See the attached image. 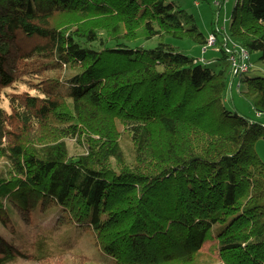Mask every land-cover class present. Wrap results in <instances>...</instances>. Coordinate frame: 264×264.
<instances>
[{
  "label": "trees",
  "instance_id": "1",
  "mask_svg": "<svg viewBox=\"0 0 264 264\" xmlns=\"http://www.w3.org/2000/svg\"><path fill=\"white\" fill-rule=\"evenodd\" d=\"M224 35L211 69L179 0H0V264H264V125L225 107L238 78L264 113L229 60L264 0Z\"/></svg>",
  "mask_w": 264,
  "mask_h": 264
},
{
  "label": "rangeland",
  "instance_id": "2",
  "mask_svg": "<svg viewBox=\"0 0 264 264\" xmlns=\"http://www.w3.org/2000/svg\"><path fill=\"white\" fill-rule=\"evenodd\" d=\"M237 1L238 0H179V4L188 14L194 16L200 37L209 39L210 36L214 34L217 35L219 40H223L224 34L229 33L231 16ZM175 43L189 56L196 58L204 67L211 69L220 68L221 53L219 51V45H207L204 47L192 40L175 41ZM152 45L153 44H147V46ZM259 58V53H253L251 55L253 71L249 73L250 77H264V60H259ZM245 88L246 84L242 83L240 86V84H238V78H236L232 89H229L226 96V109L239 113L241 116L251 121L264 125V113L259 117L251 101L246 96L240 94V91H244ZM256 150L261 160L264 162V138L258 140L256 143ZM52 219L53 215L48 214L42 217L39 222L42 226H50Z\"/></svg>",
  "mask_w": 264,
  "mask_h": 264
},
{
  "label": "built area",
  "instance_id": "3",
  "mask_svg": "<svg viewBox=\"0 0 264 264\" xmlns=\"http://www.w3.org/2000/svg\"><path fill=\"white\" fill-rule=\"evenodd\" d=\"M207 42L208 45H216L215 35L212 34L210 38L207 39ZM229 53V60L235 75L240 73H250L253 71V64L250 62V55L246 49L232 43V48ZM258 116L260 117L261 114L258 113Z\"/></svg>",
  "mask_w": 264,
  "mask_h": 264
},
{
  "label": "crops",
  "instance_id": "4",
  "mask_svg": "<svg viewBox=\"0 0 264 264\" xmlns=\"http://www.w3.org/2000/svg\"><path fill=\"white\" fill-rule=\"evenodd\" d=\"M205 50V49H204Z\"/></svg>",
  "mask_w": 264,
  "mask_h": 264
}]
</instances>
